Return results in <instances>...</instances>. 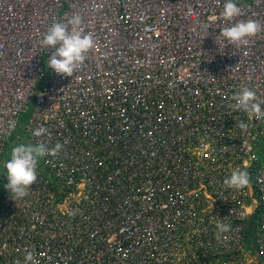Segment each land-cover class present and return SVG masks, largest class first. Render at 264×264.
Segmentation results:
<instances>
[{"label":"built area","instance_id":"built-area-1","mask_svg":"<svg viewBox=\"0 0 264 264\" xmlns=\"http://www.w3.org/2000/svg\"><path fill=\"white\" fill-rule=\"evenodd\" d=\"M237 2L226 22L224 0H0V181L14 138L63 145L27 196L2 190L0 264H264V123L231 107L242 86L264 101V0ZM74 15L94 44L57 75L41 40ZM248 20L247 45L218 44Z\"/></svg>","mask_w":264,"mask_h":264},{"label":"clouds","instance_id":"clouds-1","mask_svg":"<svg viewBox=\"0 0 264 264\" xmlns=\"http://www.w3.org/2000/svg\"><path fill=\"white\" fill-rule=\"evenodd\" d=\"M221 17L224 21H233L235 17L241 15V8L237 0H224ZM81 17L72 16L67 23L54 22L50 25L41 40L42 47L54 49L47 60V67L52 69L57 75L72 76L74 71L81 66L86 53L93 47L94 40L91 33L85 34L79 29ZM68 25H72L69 31ZM262 26L254 21H237L230 26L220 29L216 41L220 45L227 41L240 47L249 43V37L254 36ZM234 104L231 107L237 111H243L251 115L255 120L264 123V108L261 107L264 101L257 100L254 90L247 86H242L231 96ZM245 128V124L239 125ZM47 128L41 126L33 130V135L40 137L47 133ZM63 145L57 142L55 146L49 149L44 143L36 145L19 144L13 146L10 152V158L4 163V175L7 183L4 187L10 191L14 200L21 199L28 195V188L37 180V163L40 158L47 155L57 156ZM227 188L242 190L250 188V178L246 170L234 168L231 170L224 181ZM221 231L227 230V225H218ZM25 264H37L34 254L26 250L24 257Z\"/></svg>","mask_w":264,"mask_h":264},{"label":"trees","instance_id":"trees-1","mask_svg":"<svg viewBox=\"0 0 264 264\" xmlns=\"http://www.w3.org/2000/svg\"><path fill=\"white\" fill-rule=\"evenodd\" d=\"M22 126H20V128H19V132L21 133V131H22ZM17 145V142H15V138H14V140H12L9 144H8V147H7V149H6V155L4 156V161H3V165H4V163L10 158V152H11V149H12V147L13 146H16ZM3 165H2V168H1V173H2V179H1V181H0V194H1V192H2V190L4 189V185L7 183V179H6V177H4L5 175H4V173H5V169H4V167H3ZM4 172V173H3ZM255 214H253L252 216H251V220H250V224H249V227H248V229H246V237H247V239H249V240H251V238H252V236H253V233L255 232V228L257 227V225H258V220H259V210L257 209L255 212H254ZM255 224V225H254ZM254 227V228H253ZM249 228H251V233L250 234H248L249 232H250V229ZM249 236V237H248Z\"/></svg>","mask_w":264,"mask_h":264},{"label":"rangeland","instance_id":"rangeland-1","mask_svg":"<svg viewBox=\"0 0 264 264\" xmlns=\"http://www.w3.org/2000/svg\"><path fill=\"white\" fill-rule=\"evenodd\" d=\"M22 135H23V134H22ZM23 138H24V141H25L27 144H30V143H31V140L29 139L28 136L23 135Z\"/></svg>","mask_w":264,"mask_h":264},{"label":"bare ground","instance_id":"bare-ground-1","mask_svg":"<svg viewBox=\"0 0 264 264\" xmlns=\"http://www.w3.org/2000/svg\"><path fill=\"white\" fill-rule=\"evenodd\" d=\"M4 173V172H3ZM257 210V209H256ZM255 214V213H254ZM259 216V215H258ZM255 225V224H254ZM254 228V227H253ZM248 229V228H247ZM250 229V232L248 233V234H250L251 233V228H249ZM256 229V228H255ZM249 237V236H248ZM250 239V238H249ZM248 239V240H249Z\"/></svg>","mask_w":264,"mask_h":264},{"label":"water","instance_id":"water-1","mask_svg":"<svg viewBox=\"0 0 264 264\" xmlns=\"http://www.w3.org/2000/svg\"><path fill=\"white\" fill-rule=\"evenodd\" d=\"M4 177H6V176H4Z\"/></svg>","mask_w":264,"mask_h":264}]
</instances>
